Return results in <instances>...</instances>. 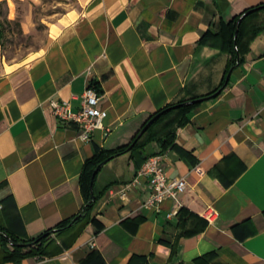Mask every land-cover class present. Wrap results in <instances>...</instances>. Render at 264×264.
Here are the masks:
<instances>
[{"label":"crops","instance_id":"obj_1","mask_svg":"<svg viewBox=\"0 0 264 264\" xmlns=\"http://www.w3.org/2000/svg\"><path fill=\"white\" fill-rule=\"evenodd\" d=\"M257 6L235 22L241 60L225 86L183 124L177 110L155 122L141 153L108 159L93 177L89 221L57 230L82 206L85 161L128 143L156 111L213 91L229 59L221 24ZM90 83L106 115L84 141L49 100L76 110ZM167 128L161 162L185 189L178 204L155 207L141 156L160 150L147 140ZM0 228L23 239L50 232L43 254L18 261H2L0 244V264H264V0H86L50 23L35 56L0 64Z\"/></svg>","mask_w":264,"mask_h":264},{"label":"trees","instance_id":"obj_2","mask_svg":"<svg viewBox=\"0 0 264 264\" xmlns=\"http://www.w3.org/2000/svg\"><path fill=\"white\" fill-rule=\"evenodd\" d=\"M239 17V15L233 17L229 22L227 23H222L220 26V30L222 32V48L224 51H226L229 55V59L226 64V68L222 77V80L220 84L211 92L208 94L204 95H210L217 90H221L226 82H227V74L229 70L236 64L237 61L241 60V55L238 54L237 50L235 49V43H238L239 40V35H240V24L238 25L237 28V35L236 38L234 39V31L236 27V19ZM2 35V23L0 22V36ZM201 96V97H204ZM177 105L175 108L170 109L168 111H165L161 115H159L146 129L149 130L150 127L157 121L161 120L164 115H166L168 112L172 110H177L178 113L181 114L180 118L176 121L175 126H179L183 124V122L186 120L185 114L194 107L195 104L190 103V100H184L177 102ZM170 106V105H168ZM166 106V107H168ZM164 107V108H166ZM162 108V109H164ZM160 109V110H162ZM159 111V110H158ZM156 111V112H158ZM155 112V113H156ZM154 114V113H153ZM152 114V115H153ZM150 115L149 118L152 116ZM148 118V119H149ZM147 119V120H148ZM146 120V121H147ZM145 121V122H146ZM143 123V125L145 124ZM142 125V126H143ZM141 126V127H142ZM140 130V129H139ZM138 130V131H139ZM137 131V133H138ZM145 131V132H146ZM137 133L134 134V136L131 138V140L121 146H118L113 149H101L96 151L93 156L88 158L83 166V169L80 173L79 177V187H80V192L82 194L83 198V203L82 206L75 216L72 218L66 219L62 222H60L57 226L56 229H64L68 226L69 223L77 222L80 220H85V222H88L90 219V213L91 209L93 206V203L95 199L97 198V195L92 194L90 191V177L92 170L94 167L103 159L107 157H113L115 155L130 151L133 153V151H139L141 153V150L144 147V142H140L139 138L137 137ZM173 138H174V130L171 128H167L162 136H156L153 135L150 137L147 141L154 140L156 143H158L160 150L158 152H151V153H146L141 156V165L145 162V160L152 155L159 154L160 151L163 149L168 148L173 144ZM130 146V148H128ZM141 167V166H140ZM50 232L46 231L44 234L36 237V238H30V239H23V238H18L15 237L11 234H9L7 231L3 230L0 228V244L3 246V255H2V261H18L24 257L27 256H33V255H41L44 253L43 250V244L47 240Z\"/></svg>","mask_w":264,"mask_h":264},{"label":"rangeland","instance_id":"obj_3","mask_svg":"<svg viewBox=\"0 0 264 264\" xmlns=\"http://www.w3.org/2000/svg\"><path fill=\"white\" fill-rule=\"evenodd\" d=\"M86 0H0V64L21 63L41 51L48 27Z\"/></svg>","mask_w":264,"mask_h":264},{"label":"built area","instance_id":"obj_4","mask_svg":"<svg viewBox=\"0 0 264 264\" xmlns=\"http://www.w3.org/2000/svg\"><path fill=\"white\" fill-rule=\"evenodd\" d=\"M99 93L95 84H88L80 95V106L73 110L66 100H49L51 113L57 122L73 123L78 128V136L81 140L91 139L94 130L101 128L106 110L99 107ZM196 171H200L196 168ZM147 179V186L150 190L147 205L158 207L164 199H171L179 202V196L185 189V180L181 176L168 177L161 162L159 154L149 156L141 165L140 171ZM174 210H170L166 215L171 216ZM202 217L207 221H213L216 212L210 207H206Z\"/></svg>","mask_w":264,"mask_h":264},{"label":"water","instance_id":"obj_5","mask_svg":"<svg viewBox=\"0 0 264 264\" xmlns=\"http://www.w3.org/2000/svg\"><path fill=\"white\" fill-rule=\"evenodd\" d=\"M261 6H257V7H252V8H249L247 10H245L237 19L236 21V24H238V22L241 20L242 17H244L245 15L251 13L252 11L256 10L257 8H259ZM234 34H236V30L234 32ZM219 91L217 90L216 92L208 95V96H204V97H198V98H194L192 100H190V103H198V102H201L202 100L206 99V98H209L211 96H215ZM177 105L179 104H173L171 106H168L162 110H159L158 112L154 113L146 122L145 124L140 128V130L138 131L137 133V137H140L141 134H143V132H145V130L149 127V125L159 116L161 115L162 113H164L165 111H168L170 109H173L175 108ZM130 148V146L128 147ZM110 159V157H107L105 159H103L102 161H100L95 167L94 169L92 170V173H91V177H90V190H91V186H92V181H93V177H94V174L96 173V171L108 160Z\"/></svg>","mask_w":264,"mask_h":264}]
</instances>
